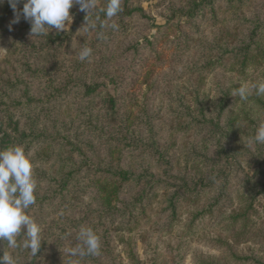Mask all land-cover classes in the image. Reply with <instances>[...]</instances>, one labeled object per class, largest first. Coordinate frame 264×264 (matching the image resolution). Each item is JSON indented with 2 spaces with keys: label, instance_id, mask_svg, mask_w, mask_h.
Returning <instances> with one entry per match:
<instances>
[{
  "label": "rangeland",
  "instance_id": "374dc122",
  "mask_svg": "<svg viewBox=\"0 0 264 264\" xmlns=\"http://www.w3.org/2000/svg\"><path fill=\"white\" fill-rule=\"evenodd\" d=\"M23 3L0 0V150L33 153L42 243L33 256L0 241V255L264 264V95H232L264 81V0H121L111 20L97 0L94 29L74 2L68 28L42 36ZM81 227L98 254H68Z\"/></svg>",
  "mask_w": 264,
  "mask_h": 264
},
{
  "label": "clouds",
  "instance_id": "9594fccd",
  "mask_svg": "<svg viewBox=\"0 0 264 264\" xmlns=\"http://www.w3.org/2000/svg\"><path fill=\"white\" fill-rule=\"evenodd\" d=\"M20 0H9L14 10ZM79 4L81 11L88 14L97 8V0H24L22 14L25 20L31 22V36L48 35L50 29L58 32L66 30L72 21L70 9L73 3ZM121 10V0H107L106 8L100 9L111 20ZM14 22H19V14ZM67 22V23H66ZM95 28L94 23L89 24ZM111 28L117 29L118 25L112 23ZM92 49L84 47L79 52L81 61L89 58ZM252 90L257 95H264V81H259L249 87L241 84L233 93L241 99H247ZM253 141L264 144V121L260 122L255 130ZM33 153L25 151L23 145L9 146L0 150V241H6L9 249L22 248L30 250L36 256L42 243L41 226L28 214V209L36 203V181L33 176ZM23 233L24 239L18 242V237ZM79 239L84 247L72 248L68 254L71 256H85L98 254L100 240L91 228L81 227ZM0 264H17L14 255L3 251L0 255Z\"/></svg>",
  "mask_w": 264,
  "mask_h": 264
},
{
  "label": "trees",
  "instance_id": "16d2710c",
  "mask_svg": "<svg viewBox=\"0 0 264 264\" xmlns=\"http://www.w3.org/2000/svg\"><path fill=\"white\" fill-rule=\"evenodd\" d=\"M96 91H97V89L91 88L90 86H88V88H87V93L88 94L95 93ZM107 96L111 98L110 101L112 102V104H114L113 108H115V105H116V99H115V97H113L112 95H110V93H108Z\"/></svg>",
  "mask_w": 264,
  "mask_h": 264
}]
</instances>
